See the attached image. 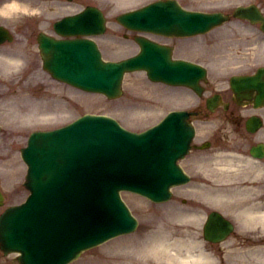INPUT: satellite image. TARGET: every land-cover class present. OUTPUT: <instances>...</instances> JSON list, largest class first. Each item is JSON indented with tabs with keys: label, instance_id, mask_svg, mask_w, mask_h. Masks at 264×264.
Masks as SVG:
<instances>
[{
	"label": "rangeland",
	"instance_id": "374dc122",
	"mask_svg": "<svg viewBox=\"0 0 264 264\" xmlns=\"http://www.w3.org/2000/svg\"><path fill=\"white\" fill-rule=\"evenodd\" d=\"M0 1H8V0H0ZM10 0L9 2H11ZM21 2H28L29 0H18ZM31 1V0H30ZM45 1V0H42ZM82 3H96L99 4L102 8L107 11V14L110 18L109 21V32L99 38V42L101 46L106 51V55L110 59H119L125 56H129L136 52L137 46L131 45L132 41L127 40L124 36V29L116 22L115 17L118 12L124 11L128 8H132L143 3H146L150 0H119V4L116 0H80ZM190 2V1H188ZM210 2L207 0H196L195 6L197 8H205L208 9L205 3ZM52 3V2H51ZM50 3V4H51ZM202 3V4H200ZM47 3V5H50ZM44 5V8L48 7L49 12H46L45 21L40 25L38 23V19L29 18V17H18L15 16L13 18H5L0 17V21H5L14 26L18 32H16V38L13 43L7 44L6 47H1L0 51L3 52H15L17 53V49L21 47V51L24 53L28 52L29 59L33 58L34 55L37 57V61L40 62L39 56L37 53V46L35 45L36 41L32 40L26 41L25 34L33 35L34 31H39L42 26L46 25V20L50 18H54V15H61L65 13V9L59 7V4H54L56 6H47ZM83 5V4H82ZM211 5V4H210ZM5 3H1L0 7H4ZM194 6V7H195ZM59 10H58V9ZM211 9V8H209ZM54 10L55 12H52ZM51 11V12H50ZM6 19V20H5ZM44 28H47L44 26ZM218 36L215 38V42L217 40H223V38L231 37V41H234V34L231 35L229 30L224 32H218ZM213 35V34H212ZM209 36V35H208ZM208 36H201L195 38V46L196 49L194 53L195 60H199L202 62H206V49L205 43L209 41ZM203 37V38H202ZM220 44V43H219ZM218 53V52H217ZM192 55V54H190ZM214 56L213 51H211L208 56ZM192 56V57H193ZM215 57V56H214ZM2 57H0V75L2 73H6L4 70V61ZM46 75V74H45ZM47 77V76H46ZM48 78V77H47ZM12 81H6L0 77V97H3L2 100L4 104L0 109V120L4 124V133L0 135L3 151L6 153H12V144L10 142H14V151L13 155L19 154V148L22 146L25 138L22 136L18 138V140L13 141L11 138L12 132V123L11 119L13 117V112L11 111L12 105H15L11 102V94L9 95L8 88L9 84ZM13 83V82H12ZM56 83V81H55ZM57 84V83H56ZM124 95L118 99H108L106 96L95 94V93H87L80 89H71L68 87L67 89H63V98L60 96H52L53 105L55 106L54 110L51 113V118L47 121L46 126L51 127L58 125L63 122H67L79 115H82L85 112H105L108 114H112L119 119H121L125 124L131 126L135 129H142L150 126L151 124L157 122L167 110L171 109L173 106H170L167 103V99H170L172 93L177 92V88H170L164 86L162 84H155L150 81L145 74L142 72L130 73L127 75L124 83ZM9 95V96H7ZM31 96V94H29ZM163 99V100H162ZM191 102V99L188 100ZM9 105V110H4L5 105ZM1 106V101H0ZM3 110V112H2ZM211 125H202V129H208L216 124L217 121H212ZM25 134V133H23ZM12 155V156H13ZM198 178V177H197ZM194 184V183H193ZM19 192L21 194L20 198L17 201L25 198L27 195V191L24 190L23 186L20 184ZM15 200V198H13ZM177 202L174 200L160 206V215L161 222L158 227H168L172 229L174 224L170 221L171 216L174 213ZM133 206L135 208L141 210V217L148 220V216L152 218L153 214L147 213L148 207L152 206L148 204L144 199H136L133 201ZM145 213V214H144ZM169 233V232H168ZM145 242L144 240L142 241ZM238 242V241H237ZM235 241V243H237ZM104 251H108V248H104ZM93 251L90 250L86 252L82 256V260L76 261L74 264H87L89 260H92ZM0 262H4L0 259ZM6 262V261H5ZM5 264V263H4Z\"/></svg>",
	"mask_w": 264,
	"mask_h": 264
},
{
	"label": "water",
	"instance_id": "95a60500",
	"mask_svg": "<svg viewBox=\"0 0 264 264\" xmlns=\"http://www.w3.org/2000/svg\"><path fill=\"white\" fill-rule=\"evenodd\" d=\"M156 10H157L156 13L148 15L149 18H150V21L162 22V23H170L171 24V25H169L170 28H177L178 26H180L181 28H184L182 26L188 25V27L185 28L187 31H192V30L198 29V26H202L204 24V20L203 19H205V18H207V20H208V17L213 19L212 16H207V17L206 16H203V17L199 16L202 19H200L199 17L188 18L190 15L185 16V13H181V14H183L182 16L174 15L165 6L163 8H161V9L158 8ZM179 17L180 18L184 17V18H182V21H176V18H179ZM136 19L139 20L138 17ZM72 22L74 24H78V26H80V29L89 28L88 25H82L83 23H81L82 20H80V19H73ZM72 22L70 21V23H72ZM89 22H92V20L91 19H87L86 23H89ZM181 22L182 23H186V24H181ZM68 23H69V21H66L65 23H62L61 25H63V24L68 25ZM98 23H100V21ZM84 31H88V30H84ZM88 69H90V68H88Z\"/></svg>",
	"mask_w": 264,
	"mask_h": 264
},
{
	"label": "bare ground",
	"instance_id": "6f19581e",
	"mask_svg": "<svg viewBox=\"0 0 264 264\" xmlns=\"http://www.w3.org/2000/svg\"><path fill=\"white\" fill-rule=\"evenodd\" d=\"M28 4H24L22 2H19V1H13V2H10L8 5H6L4 8H3V11H7V12H10V13H18L20 12V10H24V9H29V6H27ZM14 62H19L20 61V58H14L13 59ZM227 199H230V197H227L225 196ZM243 213H245V215H248L249 218H253L251 217V212H249L248 210H244L242 211ZM262 214H264V211L261 210L260 211ZM261 218V217H260ZM264 219V218H262ZM167 241V240H166ZM166 241H162L161 244L163 245V250L168 253V254H171V250H170V246H172L174 249H176L177 251H180V249H182V245L179 243V244H176L175 243H172V242H166ZM189 249L190 248H193L190 246H187ZM169 257H171L169 255ZM197 257H201L200 255H198ZM176 258V257H174Z\"/></svg>",
	"mask_w": 264,
	"mask_h": 264
}]
</instances>
